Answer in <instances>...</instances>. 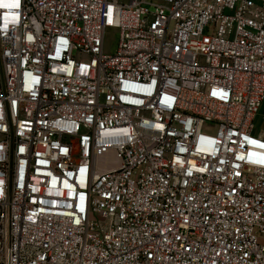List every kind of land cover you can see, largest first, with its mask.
Returning a JSON list of instances; mask_svg holds the SVG:
<instances>
[{
  "label": "built area",
  "instance_id": "built-area-1",
  "mask_svg": "<svg viewBox=\"0 0 264 264\" xmlns=\"http://www.w3.org/2000/svg\"><path fill=\"white\" fill-rule=\"evenodd\" d=\"M263 102L264 0H0V264H264Z\"/></svg>",
  "mask_w": 264,
  "mask_h": 264
},
{
  "label": "rangeland",
  "instance_id": "rangeland-1",
  "mask_svg": "<svg viewBox=\"0 0 264 264\" xmlns=\"http://www.w3.org/2000/svg\"><path fill=\"white\" fill-rule=\"evenodd\" d=\"M151 9H153L151 7ZM119 42V30L117 28H110L105 36V51L115 52ZM205 132L213 133L214 129H205Z\"/></svg>",
  "mask_w": 264,
  "mask_h": 264
},
{
  "label": "crops",
  "instance_id": "crops-1",
  "mask_svg": "<svg viewBox=\"0 0 264 264\" xmlns=\"http://www.w3.org/2000/svg\"><path fill=\"white\" fill-rule=\"evenodd\" d=\"M253 134L257 137L264 138V102L262 107L253 121Z\"/></svg>",
  "mask_w": 264,
  "mask_h": 264
},
{
  "label": "snow or ice",
  "instance_id": "snow-or-ice-1",
  "mask_svg": "<svg viewBox=\"0 0 264 264\" xmlns=\"http://www.w3.org/2000/svg\"><path fill=\"white\" fill-rule=\"evenodd\" d=\"M2 6L5 7V8H8V7L15 8V7H17L18 5H17L16 3H12V4H4V5H2Z\"/></svg>",
  "mask_w": 264,
  "mask_h": 264
}]
</instances>
